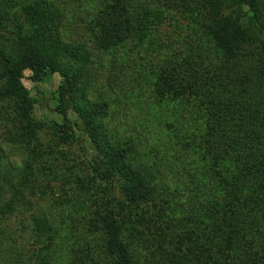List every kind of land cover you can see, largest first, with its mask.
Listing matches in <instances>:
<instances>
[{"label":"trees","instance_id":"1","mask_svg":"<svg viewBox=\"0 0 264 264\" xmlns=\"http://www.w3.org/2000/svg\"><path fill=\"white\" fill-rule=\"evenodd\" d=\"M78 1L0 0V127L14 145H35L19 171L0 148V179L17 172L31 188L35 159L73 163L61 176L75 185L65 216L84 229L61 251L58 243L38 248L29 264H264V0H95L76 25L82 39L68 43L64 24ZM166 24L177 37L159 43ZM148 44L159 62L140 78L154 102L175 108L161 150L139 136L120 138L96 86L110 66L117 87L125 55L144 60ZM27 71L36 85L60 76L51 98L61 124L34 118ZM48 132L53 144L38 149ZM74 144L80 156L71 161L65 149ZM165 164L173 170L166 183ZM7 192L0 180V264H26V248L2 233L16 213L2 200ZM52 221H34L35 246Z\"/></svg>","mask_w":264,"mask_h":264},{"label":"rangeland","instance_id":"2","mask_svg":"<svg viewBox=\"0 0 264 264\" xmlns=\"http://www.w3.org/2000/svg\"><path fill=\"white\" fill-rule=\"evenodd\" d=\"M98 2L95 0H79L77 3H71L70 10L73 11L75 8L77 10L76 13L69 12V10L67 13L68 17L64 24L67 33L64 35V39L68 43H74L82 39L81 34L78 32L79 28H76V25L80 24V18L88 20L87 18L94 13ZM173 32L177 34L176 30L174 28L172 29L170 24L164 25L161 34L158 35L159 43H170L169 37H172L170 35L177 37ZM148 45L150 46V51L142 54L144 60L135 53L125 55L129 59V62H127L126 66H123L124 68L126 67L124 69L126 72L122 78L123 81L121 80L122 82L120 81L116 85L117 87L112 88L110 86V72L112 70L110 66L99 71L100 76L97 78L96 86L100 89V95L111 105L110 111H112L113 118H111L109 124H112L110 126L111 129L119 132L120 138L125 139L130 135L139 136V138L148 139L156 149L161 150L170 143L169 129L166 125L175 120V108L154 102L151 84L149 81L140 78V73L149 71L150 64L154 66L159 62L158 58H155L159 55V51L155 50L158 48L156 46L153 47L151 44ZM151 56L155 60H149ZM119 68L117 67V69ZM31 77V72H25L23 85L37 101L34 118L43 123L51 124L52 122H56L61 124L63 121L55 113V103L51 98L61 82L60 76H54L50 82L41 85L32 83ZM135 82H138V84ZM120 88L123 89V92L121 97L118 98L117 94L119 92L116 93V91L120 90ZM14 137V135L10 134V130H6L3 126L0 127V148L6 157L5 164L12 167L14 171H19L23 167V161L28 156H30V159L33 157L31 154L35 145H14L12 142ZM40 138L42 143L37 148L48 151V145L53 144L52 133L48 132L47 136L42 133ZM79 148L75 144L66 147L65 151L70 154L68 158L71 161L80 156ZM46 163L43 158L35 159L34 173L31 176V188L20 184L21 176L17 172L14 176L7 175L0 179L2 187L8 191L2 200H11L16 206V213L5 218V221L3 220L2 233H6L8 236L10 235L12 240L17 241L18 244L16 247L18 251L21 250V245L26 248V250L23 249L25 251V257H27L26 264H29L31 255L38 248L58 243V251H61L62 245L73 244L75 241H79L82 235H84V229L78 223L77 217L75 216L74 219L70 218L69 220L65 216L67 213L65 212V201L68 198L72 199L74 197V193H71L70 190L72 191L75 185H66V180L62 179L61 176L67 173V168L71 164L73 165V163L64 161L63 158H60V163H57V165H53L52 162ZM162 168V177L165 179V183L166 179L172 180L173 170L168 169L166 164ZM170 185H172L171 181ZM59 203L63 204V206H59ZM50 215L53 218H50ZM38 219H47L50 222L54 219L55 225L54 230H50L44 236L42 244L35 246L32 240V228L34 221ZM66 220L68 221L66 222ZM62 231L67 238L61 239L59 233ZM53 236L60 238H54ZM10 243L11 241L7 240L4 246L10 245ZM8 256H10V252L9 255L5 253L4 258Z\"/></svg>","mask_w":264,"mask_h":264}]
</instances>
